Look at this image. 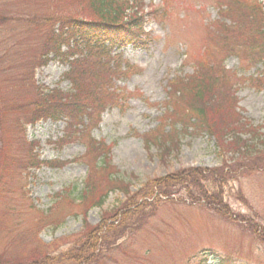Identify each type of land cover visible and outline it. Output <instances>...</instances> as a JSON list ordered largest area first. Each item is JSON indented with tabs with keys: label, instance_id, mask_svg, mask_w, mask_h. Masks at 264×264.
<instances>
[{
	"label": "rangeland",
	"instance_id": "obj_1",
	"mask_svg": "<svg viewBox=\"0 0 264 264\" xmlns=\"http://www.w3.org/2000/svg\"><path fill=\"white\" fill-rule=\"evenodd\" d=\"M217 1H120L119 20L141 17L146 35L121 52L116 100L72 120L60 113L32 124V82L42 93H74L64 75L69 51L60 43L58 55L44 54L48 34L79 28L73 21L94 13L82 0H0V261L78 264L73 251L94 244L100 249L84 264H264V91L245 82L260 71L255 47L264 39L238 18V5L222 20ZM255 10L264 24V9ZM217 41L234 56L225 62L223 100L237 108L240 124L217 97L204 114L214 137L183 134L163 157L146 151L133 131L149 133L162 120L171 79L192 80L205 64L216 71ZM188 96L193 104L194 91ZM93 140L111 153L102 145L105 154L85 153ZM115 178L121 188L111 190ZM155 186L165 195L147 198Z\"/></svg>",
	"mask_w": 264,
	"mask_h": 264
},
{
	"label": "trees",
	"instance_id": "obj_2",
	"mask_svg": "<svg viewBox=\"0 0 264 264\" xmlns=\"http://www.w3.org/2000/svg\"><path fill=\"white\" fill-rule=\"evenodd\" d=\"M120 1L122 0H82V4L86 6V8H90L94 13L89 22L73 21V24H77L79 28L81 25L82 30L71 26L67 27L65 30L60 29V31H63V35H54L53 32L48 34L45 46L46 52L44 54L53 52L58 55L60 43L61 45H65L67 51H69L64 57V61L68 62L70 66L68 73H66V78L69 80L74 93L67 97L60 96L58 92L55 91L51 93H42L40 91L41 89L32 82L34 92V96L32 97L37 99L38 103H33L34 105L31 107L33 113L28 118V123L33 124L36 121L47 119L58 120L60 117L57 115L60 113H65L64 116L72 120L81 109L85 111L100 110L103 107V102L116 100L117 94L113 90L114 81L121 78L122 76L120 75H124L121 70L117 75H114V72H117L115 67L119 66L121 62V55L118 52L127 46H134L137 42H142V28L138 23L141 17L133 16L126 21L119 20L122 19V10L125 7L118 4ZM237 5L242 7L238 10V18L244 17L243 24L248 23V30L252 34L258 35L260 40H263L264 36H261L264 32V24H259V22L256 21L257 18H259V13L255 10H261L262 5L258 3V1L254 5H250L228 0L226 3V10L222 12V15L231 18L234 14L235 6ZM246 15L251 16L252 20L248 22ZM232 44V47H238L235 41H233ZM215 45L219 51L230 53V50L222 41H217ZM255 48H257L259 52V58L255 60V62L260 61L263 63V71L260 72L259 78L253 81V85L257 89H264V57H262L264 47L263 45H258ZM237 56L239 55L237 54ZM90 58L92 59V63H89ZM90 64L94 65V67ZM212 69L213 67L209 64L201 65L199 71L202 72L198 74V76H192V80L183 81L178 79L175 83L171 84V92L169 94V101L167 102L168 107L162 118V125L155 131L142 137L146 151H149L150 148H155L157 157H163L172 152L173 149L170 147H179L180 137L183 136V134L192 135L193 133H205L209 137H214L215 134L209 130L204 114L208 112L207 107L209 105V100L213 101L217 99V97H220L218 99H220L223 104H226L223 100L224 82L226 81L224 76L226 72L221 66H218L217 69H215L216 71ZM193 91L196 101L192 104L193 98L188 95ZM188 98L191 99L187 101ZM67 100H69V106L62 102ZM227 108L228 115L230 117L231 115L236 117H233V125L238 126L237 123L241 121L239 120L238 114L235 113V107L231 110L227 105ZM168 121L170 122L171 131L169 130L166 132L163 131V125ZM178 126L179 130L177 129ZM227 135L231 136L232 134ZM216 138L219 146H221V138L219 136ZM231 138L238 141V139L234 137ZM100 145H102V143L93 141V144L90 143L88 146V152L92 149L95 152L102 153V151H100ZM102 146L106 148L105 152L107 156L110 147L105 144ZM236 146L244 147L241 143H236ZM105 152L102 154H105ZM35 156L31 154L29 157V164L31 167H34V164H36L37 157ZM111 172L112 175H115L113 174L115 171L112 167L109 168L108 173L110 174ZM211 175H214V173L211 172ZM115 179V182L111 180L113 184L111 190L117 189L118 187L121 188V183H119L120 180L117 178ZM170 182H174L172 178ZM177 183L179 182L175 184ZM155 194L159 196L158 199L165 195L156 189L155 186V189L150 190L146 197L149 198ZM103 203L104 202H102V204L99 203L97 206L100 208ZM225 212L226 211H223L222 213L225 214ZM225 215L231 216L228 213ZM245 221L242 223H247V221ZM258 226L264 230V227L259 224ZM95 231L96 230H94V232ZM86 247L88 246H85L82 251H79L81 253H76V249L73 251V254L78 257V264L92 261L96 257L94 254L100 249L99 245L94 244L89 246L91 248L88 247V249H86ZM46 261L22 263L13 260L0 261V264H46ZM47 262L49 263V261Z\"/></svg>",
	"mask_w": 264,
	"mask_h": 264
}]
</instances>
